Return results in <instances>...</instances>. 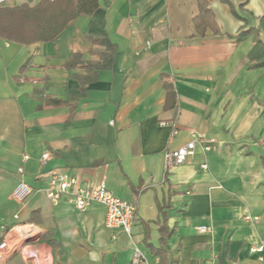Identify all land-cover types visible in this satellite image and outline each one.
Instances as JSON below:
<instances>
[{"label": "crops", "instance_id": "0c3cea01", "mask_svg": "<svg viewBox=\"0 0 264 264\" xmlns=\"http://www.w3.org/2000/svg\"><path fill=\"white\" fill-rule=\"evenodd\" d=\"M202 2L217 32L197 31ZM242 31L248 34L238 40ZM89 35L108 38L117 51L82 92L78 74L85 72L66 64L75 52L98 59L104 46ZM261 62L264 0H100L55 42L0 35V240L22 223L41 231L17 241L2 264H128L135 246L152 264H257L251 248L264 240V65H253ZM53 99L63 104L49 106ZM194 133L213 137L212 149L198 144L184 163L166 168L164 152ZM47 149L53 156L41 166ZM55 168L80 186L105 182L135 202L132 234L108 228L97 200L81 212L70 194L46 196ZM21 179L32 186L24 200L13 196Z\"/></svg>", "mask_w": 264, "mask_h": 264}, {"label": "built area", "instance_id": "2783aa9c", "mask_svg": "<svg viewBox=\"0 0 264 264\" xmlns=\"http://www.w3.org/2000/svg\"><path fill=\"white\" fill-rule=\"evenodd\" d=\"M4 0H0V4ZM149 44V43H148ZM178 129H174L173 134H178ZM215 139L205 136L202 133H194L192 139L176 149H168L164 152V164L166 168L184 163L189 156L194 154L196 146L202 145L205 151L213 147ZM53 152L45 150L41 157V166H45L52 158ZM24 159H27L25 155ZM203 168H207L204 164ZM24 167L18 168V173L24 174ZM32 192V186L25 179H21L15 189L13 196L19 200H24ZM46 196L58 200L64 194L72 196L71 201L78 211L84 212L91 202L97 200L106 206L107 214L105 224L108 228H121L129 235L132 234L133 225L136 221L138 206L135 202L117 197L107 187L105 182L95 185L80 186L76 178L64 173L61 169L55 168L49 172L48 185L44 190ZM246 220L257 221L256 216H246ZM210 227L200 226V231H208ZM12 235L5 236L0 240V264L4 263L15 251L17 241L29 237H38L41 234L40 228L33 223H22L14 226ZM14 238L13 240L11 238ZM252 252L257 253V264H264V240L252 246ZM128 264H152L141 252L139 247H134L133 257Z\"/></svg>", "mask_w": 264, "mask_h": 264}, {"label": "trees", "instance_id": "16d2710c", "mask_svg": "<svg viewBox=\"0 0 264 264\" xmlns=\"http://www.w3.org/2000/svg\"><path fill=\"white\" fill-rule=\"evenodd\" d=\"M99 7L100 0H40L35 5L0 6V35L20 43L55 42L70 21L82 14L91 16ZM194 25L201 35H204L209 27L214 32L218 31L212 11L206 3L202 2L200 13L194 18ZM247 34L242 31L237 39L242 40ZM89 39L93 44L104 46L103 50L97 52L98 59L84 60L81 52H75L66 64L69 69H80L85 72L78 74L82 92L88 83L96 78L100 69L112 65L117 51L116 44L108 38L89 35ZM260 65L264 63H255L253 66ZM62 104V100L53 99L49 106Z\"/></svg>", "mask_w": 264, "mask_h": 264}, {"label": "water", "instance_id": "95a60500", "mask_svg": "<svg viewBox=\"0 0 264 264\" xmlns=\"http://www.w3.org/2000/svg\"><path fill=\"white\" fill-rule=\"evenodd\" d=\"M37 237H29V238H26L25 239V242L27 243V242H30L31 240H34V239H36Z\"/></svg>", "mask_w": 264, "mask_h": 264}]
</instances>
